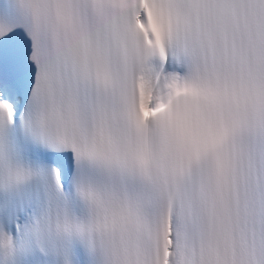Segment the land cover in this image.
Masks as SVG:
<instances>
[{
  "label": "snow or ice",
  "instance_id": "snow-or-ice-1",
  "mask_svg": "<svg viewBox=\"0 0 264 264\" xmlns=\"http://www.w3.org/2000/svg\"><path fill=\"white\" fill-rule=\"evenodd\" d=\"M0 264H264V0H0Z\"/></svg>",
  "mask_w": 264,
  "mask_h": 264
}]
</instances>
